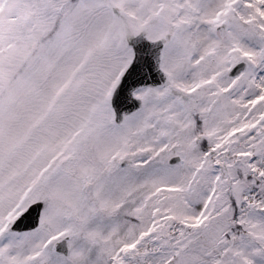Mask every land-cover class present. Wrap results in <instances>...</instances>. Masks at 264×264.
<instances>
[{
  "label": "snow or ice",
  "instance_id": "obj_1",
  "mask_svg": "<svg viewBox=\"0 0 264 264\" xmlns=\"http://www.w3.org/2000/svg\"><path fill=\"white\" fill-rule=\"evenodd\" d=\"M0 264H264V0H0Z\"/></svg>",
  "mask_w": 264,
  "mask_h": 264
}]
</instances>
